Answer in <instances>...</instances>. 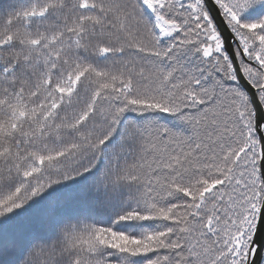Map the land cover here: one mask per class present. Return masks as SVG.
<instances>
[{
    "label": "snow or ice",
    "instance_id": "snow-or-ice-1",
    "mask_svg": "<svg viewBox=\"0 0 264 264\" xmlns=\"http://www.w3.org/2000/svg\"><path fill=\"white\" fill-rule=\"evenodd\" d=\"M0 264H264V0H0Z\"/></svg>",
    "mask_w": 264,
    "mask_h": 264
}]
</instances>
